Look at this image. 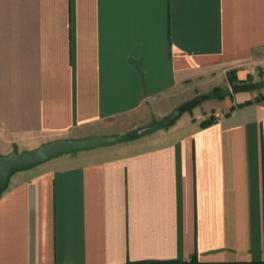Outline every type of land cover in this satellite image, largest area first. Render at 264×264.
Listing matches in <instances>:
<instances>
[{"label":"crops","instance_id":"obj_1","mask_svg":"<svg viewBox=\"0 0 264 264\" xmlns=\"http://www.w3.org/2000/svg\"><path fill=\"white\" fill-rule=\"evenodd\" d=\"M139 131L15 174L0 264H264V0H0V157Z\"/></svg>","mask_w":264,"mask_h":264},{"label":"water","instance_id":"obj_2","mask_svg":"<svg viewBox=\"0 0 264 264\" xmlns=\"http://www.w3.org/2000/svg\"><path fill=\"white\" fill-rule=\"evenodd\" d=\"M261 84H235L232 86L233 93L245 92L262 87ZM216 95V94H214ZM212 95L199 96L173 110L168 116L163 117L162 121L166 128L174 125L182 115L204 101ZM139 134L142 131L138 132ZM135 134L113 137H91L81 140H62L44 144L33 151L23 152L14 151L8 156L0 157V196L9 188L11 178L19 173L31 170L53 159L74 153L92 151L108 146H113L122 142L129 141Z\"/></svg>","mask_w":264,"mask_h":264},{"label":"rangeland","instance_id":"obj_3","mask_svg":"<svg viewBox=\"0 0 264 264\" xmlns=\"http://www.w3.org/2000/svg\"><path fill=\"white\" fill-rule=\"evenodd\" d=\"M246 92H247V91H246ZM205 102H206V101H204V102L201 103L200 105L194 107L192 110H198V108H200V106H201L202 104H204ZM196 108H197V109H196ZM192 110H190V111L184 113V115L182 116V120H184L185 118H187ZM182 120H180V121H182ZM162 123H163V121H162ZM162 123H160L161 127H163ZM151 130H152V129H148L147 132H145V133H146V134H151V133H150ZM141 135H142V134L136 133V134H135V137H134L133 139H131V140H134V139L140 138ZM113 136H123V135H122V134H114V135H112V136H106V137H113ZM131 140L126 141V142H130ZM126 142H122V143H126ZM122 143H119V144H122ZM32 151H33V150H32ZM22 153H23V152H22Z\"/></svg>","mask_w":264,"mask_h":264},{"label":"trees","instance_id":"obj_4","mask_svg":"<svg viewBox=\"0 0 264 264\" xmlns=\"http://www.w3.org/2000/svg\"><path fill=\"white\" fill-rule=\"evenodd\" d=\"M156 264H184L180 262H169V263H156Z\"/></svg>","mask_w":264,"mask_h":264}]
</instances>
